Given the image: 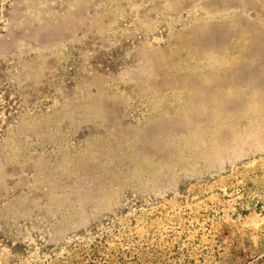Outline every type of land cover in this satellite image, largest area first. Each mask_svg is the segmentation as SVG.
Wrapping results in <instances>:
<instances>
[{"label": "rangeland", "instance_id": "rangeland-1", "mask_svg": "<svg viewBox=\"0 0 264 264\" xmlns=\"http://www.w3.org/2000/svg\"><path fill=\"white\" fill-rule=\"evenodd\" d=\"M0 264H264V0H0Z\"/></svg>", "mask_w": 264, "mask_h": 264}]
</instances>
